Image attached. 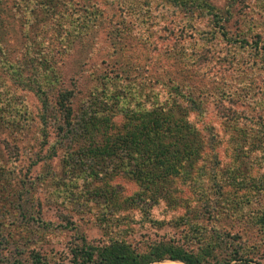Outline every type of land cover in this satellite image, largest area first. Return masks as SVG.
I'll return each mask as SVG.
<instances>
[{
  "label": "trees",
  "instance_id": "trees-1",
  "mask_svg": "<svg viewBox=\"0 0 264 264\" xmlns=\"http://www.w3.org/2000/svg\"><path fill=\"white\" fill-rule=\"evenodd\" d=\"M161 2L163 12L171 4L179 11L192 14V17L195 14L207 19L209 23L206 29L213 33L212 37L221 38L229 47L235 41L238 46L235 47V56L248 53L250 58L264 62V33L261 28L256 30L259 25L254 29L253 25L248 24L247 30L232 38L226 28L230 19L210 0ZM61 3L62 0H0V5H12L13 19L22 22V27L27 30V38L32 42L24 49L22 59L14 60L0 37V128L13 139L12 143L5 139L1 141L9 154L6 160L0 158V215L5 216V212L10 217V223L5 225L0 220V245L6 243L8 246L12 242L17 249L26 247L29 252L27 256L31 257L33 264H62L63 260L57 257L54 249L43 253L37 247L47 241L48 234L40 242H34L24 223L29 213L28 209H24L26 205L32 213L29 217L34 219L37 215V222L39 219L38 224L45 229L44 232L54 228V223L42 221L44 205L35 196L38 184L48 182L46 191L53 205L58 207L61 202L71 211H78L83 216L91 215L103 231L100 242L92 243L83 238L80 244H75L70 249L72 258L69 264H161L165 261L182 264H249L250 254L259 250L260 242L264 244V207L252 216V227L261 235V241L251 246L243 241L242 236L237 233L233 235L230 231L221 229L218 236H214L212 228L199 221L196 216L199 212L194 211L199 207L197 204L201 202L205 209L213 208L211 197L219 194L220 189L216 190L210 184L208 171L199 164L205 142L199 122L193 115L201 109V102L179 85L173 89L183 102L172 98L163 101L156 98L155 102H151L147 100L148 94L135 84L124 85L119 81V74L104 76L97 92L77 110L73 107L74 90L58 89L53 110L59 117V120L56 117V121H59L57 127L60 136L62 134L60 145L66 140L70 141L62 158L63 174L57 178L51 173L48 175L50 179L43 175L38 177V181H33L29 174L17 170V161L21 156L18 143L33 129L34 123V116L19 98L17 90L27 85L33 90L29 84L31 76L52 88L62 83V74L58 73L62 55L72 51L77 44L76 39L88 29L80 17L64 28L66 23ZM145 5L150 6L151 2L148 0ZM143 15L142 25L153 24L152 20L156 17L150 16L147 11ZM163 18L158 22V27L171 33L173 24H162ZM187 22L183 29L194 28L192 21ZM91 24L92 17L88 27ZM115 31L120 32L118 28ZM121 31L122 35L128 32ZM146 36V47L151 48V54L160 53L161 50L166 55L172 53L169 45L160 47V38L154 40L157 37L153 32ZM42 39L50 46L42 43ZM161 39L165 41L166 38ZM37 41L47 45V52L41 50L37 54L34 49ZM26 72L30 73L28 78L25 77ZM37 96L43 104L42 121L47 125L51 119L48 116L50 100L40 84ZM239 114L238 111H229L221 119L232 122ZM262 119L260 115L249 124H258ZM56 147H52L47 162L54 159ZM237 149L242 151L233 158L232 168L227 172L230 185L245 188L247 182L253 180V194L264 195V176L255 178L257 174L252 173L255 165H252L254 160L251 158L256 154L264 166V152ZM245 159H249L251 165L246 164ZM38 163L34 162L28 171ZM16 175L20 177L19 180L15 179ZM117 177L130 181L136 186L135 190L129 194L122 193L118 188L120 184H113ZM207 181L209 184L206 185ZM184 187H194L191 189L194 194L198 192L201 196L198 203V198L187 195ZM234 196L228 195L230 198ZM244 199L239 196L235 207H243ZM17 200H22L24 204L19 213L16 211L20 205L14 204ZM222 202L229 205L231 201ZM156 210L160 211L159 217ZM179 210H183V214H178ZM214 210H218V207ZM219 212L225 213L223 210ZM58 213V217L66 223L63 227L66 229L72 223L69 216L60 211ZM167 227L178 230L180 239L161 237L150 240L147 237L148 230ZM229 238L238 241L232 251H229Z\"/></svg>",
  "mask_w": 264,
  "mask_h": 264
},
{
  "label": "rangeland",
  "instance_id": "rangeland-1",
  "mask_svg": "<svg viewBox=\"0 0 264 264\" xmlns=\"http://www.w3.org/2000/svg\"><path fill=\"white\" fill-rule=\"evenodd\" d=\"M146 1L148 0H62L61 11L66 23L64 28L80 17L88 29L76 39L77 44L72 47V51L62 53V62L58 64L62 83L52 88L49 87L51 85L41 84L37 81L38 78L31 76L29 84L36 91L31 90L29 85L17 90L19 98L34 116L31 127L33 129H30L27 136L18 143L21 156L17 161V170L29 174L33 181H38V177L43 175L50 179L48 175L51 173L57 178L63 174L62 158L70 141L66 140L60 145L62 134L60 136L57 127L58 114L53 110L56 106L55 97L58 89L74 90L73 107L77 110L97 92L104 76L119 74V81L124 85L135 84L137 88L148 94L147 100L151 102H155L156 98H160L161 101L172 98L183 102L173 89L175 85H179L201 102V109L193 115L199 122L205 142L199 164L208 171L210 184L214 185L216 190L220 189L219 194L211 197L213 208L205 209L201 202L198 203L200 194L198 192L194 194L191 190L194 187H184L187 195L198 198L196 203L199 207L194 210L199 212L196 216L205 226L212 228L214 236H218L222 229L232 232L233 235L237 233L242 236L243 241L249 246L257 241L260 242L261 235L252 227V216L263 209L264 195L253 194L255 182L252 179L247 182L245 188H233L229 183L227 172L232 168L233 158L242 151V149L238 150V147L264 152V119L258 124H249L253 118L260 115L264 118V62L250 58L248 53L235 56L234 51L237 46L235 41L229 47L221 38L212 37L213 33L206 29L209 23L207 19L195 14L192 17V14L179 11L171 4H168L166 11L163 12L160 9L161 0H149L150 6L145 5ZM210 2L230 19L226 25L229 37L240 36L247 30L248 24L253 25L254 29L259 25L256 30L261 28L264 33V0H210ZM146 11L150 16L156 17L151 25L141 23L145 17L143 13ZM13 16L11 4L0 5L1 40L12 54V58L21 60L24 49L32 42L27 38V30L22 27V22H16ZM89 16L93 20L90 27H88ZM162 17H164L162 24H173L171 33L158 27ZM187 21H192L194 28L183 29ZM116 28L120 32L115 31ZM121 29L128 32L122 35ZM152 32L157 37L154 40L160 38L158 40L160 47L166 44L173 49L170 55H166L163 50L151 54L149 51L151 48L146 47V35ZM161 38L166 39L164 41ZM41 42L49 45L46 40L42 39ZM41 42L37 41L34 44L35 48H33L37 54L41 50L47 52V45ZM25 74L26 78L30 76L29 72ZM7 83L10 84V81ZM39 84L48 93L50 100L51 111L47 114L51 119L47 125L41 118L43 104L37 96ZM229 111L240 113L235 121L227 122L221 119L222 115ZM57 118L59 120V117ZM4 139L13 142L8 132L5 133L0 128V149L3 154H0V158L6 160L9 150L1 142ZM54 145H57V154L53 160L47 162V156L52 153ZM251 158L254 160L252 165H255L252 173L257 174L255 178H262L263 164L256 154ZM36 161L39 163L29 172L31 165ZM245 162L251 165L249 159H245ZM15 179L19 180L20 177L16 175ZM209 182L207 181L206 185ZM113 184H120L118 188L122 193L127 194L136 187L121 177H117ZM37 189L38 193L35 196L39 197L44 205L42 221H49L55 225L54 228H50L51 232L50 230L44 232L45 229L38 224L39 219L37 222V215H34V219L29 217L32 213L25 205L24 209H28L29 213L24 223L28 226L26 229L28 234L31 232L34 242H40L41 238L48 234L47 241L45 240L40 247L37 246L38 249L40 248L43 253H49V250L54 249L57 257L63 260L62 264H69L72 258L70 249L75 244H80L83 238L92 243L100 242L103 231L95 224V218L91 215L83 216L78 211H71L61 202L58 207L53 205L46 191L48 182H40ZM229 194L236 196L230 198ZM239 196L245 197L243 207H235ZM218 198H220L219 202H217ZM250 198L253 200L251 201ZM222 200H229L234 205L231 202L225 205ZM14 204L20 205L16 212H21L23 201L17 200ZM193 204L195 205V201ZM217 207L218 210H214ZM58 211L68 214L69 222H72L66 229L63 228L66 223L64 224L58 217ZM183 212L179 210L178 214ZM3 214L5 216L0 215V220L6 225L10 223V217L5 212ZM158 214L160 211L156 210V216ZM20 218L22 219V216ZM178 232L167 227L161 230L151 229L146 234L150 240L161 237L178 240L181 236ZM227 242L230 245L229 251L237 247V240L229 238ZM244 246L246 247V243ZM16 247L12 242L8 246L6 243L0 245V264H33L31 257L27 256L28 249L23 246L20 249ZM229 254L230 252L226 256ZM248 259L249 264H264V244L260 242L259 250L250 254ZM161 264L182 263L165 261Z\"/></svg>",
  "mask_w": 264,
  "mask_h": 264
}]
</instances>
